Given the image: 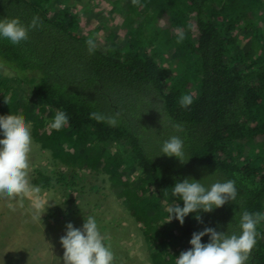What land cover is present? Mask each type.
Returning a JSON list of instances; mask_svg holds the SVG:
<instances>
[{
	"label": "trees",
	"instance_id": "trees-1",
	"mask_svg": "<svg viewBox=\"0 0 264 264\" xmlns=\"http://www.w3.org/2000/svg\"><path fill=\"white\" fill-rule=\"evenodd\" d=\"M109 1L77 12L70 0H0V19L25 28L33 16L43 22L19 47L0 39V102L9 96L5 118L31 122V148L39 145L52 160L49 176L47 166L34 169L35 185L72 200L88 188V199L99 189L85 175L104 171L112 195L129 204V217L152 242L151 262L173 264L177 254L164 250L176 229L185 230L183 239L206 227L239 234L242 211L264 214V0H130L116 23L117 12L104 19ZM80 23L88 25L85 32ZM101 33L89 54L85 41ZM185 93L193 103L181 108ZM58 110L69 119L55 130L50 122ZM90 112L113 116L117 124L97 122ZM147 115L162 125H141ZM137 119L144 128H132ZM172 135L183 140L186 163L160 152ZM115 143L129 147L114 157ZM122 168L140 174L132 181ZM185 178L206 188L232 179L237 198L215 209L218 214L200 211V221L190 217L187 229L179 227L175 218L168 222L167 209L175 199L183 204L171 187ZM257 231L247 264H264V219Z\"/></svg>",
	"mask_w": 264,
	"mask_h": 264
},
{
	"label": "clouds",
	"instance_id": "clouds-1",
	"mask_svg": "<svg viewBox=\"0 0 264 264\" xmlns=\"http://www.w3.org/2000/svg\"><path fill=\"white\" fill-rule=\"evenodd\" d=\"M133 2L135 3L136 0ZM42 25L43 22L35 16L32 17L27 28L22 27L15 19H0V39L6 40L11 47L16 48L26 44L28 34L33 31L39 32ZM85 45L88 53L92 54L96 47L94 40L88 38ZM178 103L181 108H186L193 103V98L191 94L185 93L178 98ZM89 117L97 122L105 121L109 126L117 124L115 117H105L98 112H90ZM68 119V115L64 111L58 110L50 122V127L59 130L68 123ZM29 125L31 128V122H26L23 118L12 116L5 118V113H0V197L6 200H31L34 191L35 195H41L37 192L38 190L47 191L35 185L34 180L28 181L27 178L28 159L32 160V156L29 155L32 143ZM173 128L177 132L182 131L180 124H173ZM37 146L35 145V148L42 150L40 154L47 153L40 146ZM160 152L167 157L176 158L181 163H186L183 140L178 135H172L163 141ZM33 163L35 164V162ZM30 169L35 178V175L38 174L32 166ZM62 171L63 175L67 174L64 167H62ZM99 171L96 170L94 173L100 174ZM103 173L105 172L103 171ZM98 176L94 175L95 181H98ZM107 176V181L112 184L109 174ZM56 189L55 192L54 189L51 191L52 194L54 192L52 200L57 199V202L50 203L45 198L46 203L58 207L59 204L63 203L70 208L80 206L83 201V198L81 200L67 198L65 192ZM31 191L32 193H30ZM171 191L172 195L178 197L183 204H179L175 199L173 205L167 209L169 213L168 222L175 218L176 222L173 223L186 229L189 226L190 217L200 221V211L206 213V216L218 214L220 211H214L215 209L221 208L228 201H235L238 195L235 181L232 179L214 182L206 188L200 181L185 178L182 181H177L171 187ZM27 192L29 193L23 195ZM102 196L100 195V197ZM36 207L39 208L40 205L37 204ZM94 212H98L95 205L92 206L91 211L87 212L90 215L82 219H70L69 223L66 221L65 234H61V230L59 232L60 238L55 236L57 233H54L52 239L46 240L48 250H44L41 256L42 264H55L56 259L60 256L64 264H113V252L104 241L102 234L105 231L101 230V221L94 217L96 216ZM190 213L194 214L191 215ZM262 219H264V214L242 211L238 221L239 234L217 232L213 228L206 227L203 231L193 232L192 235L191 231L186 230L187 234L183 239L182 235L185 230L176 229L178 233L175 231L174 234L168 232L172 239L164 252L169 255L177 254L173 264H247L249 255L256 244V239L260 235L257 231V225ZM132 222L136 227L132 231H138L142 235V224L135 218H132ZM76 223L80 224V228L74 227ZM205 235H207L208 242L202 243V237ZM56 239L60 244L56 245ZM143 242L145 245L140 249L147 251L148 262L153 264L149 252L152 248V242H145L144 236ZM183 248L185 251L179 253ZM5 264H8L7 260ZM141 264L145 263L141 261Z\"/></svg>",
	"mask_w": 264,
	"mask_h": 264
},
{
	"label": "rangeland",
	"instance_id": "rangeland-1",
	"mask_svg": "<svg viewBox=\"0 0 264 264\" xmlns=\"http://www.w3.org/2000/svg\"><path fill=\"white\" fill-rule=\"evenodd\" d=\"M70 2L76 4L73 10L81 12L83 8L90 9L96 2L98 3V0H70ZM129 2L130 0H120L117 6L113 4V0L107 2L105 5L107 8V10H105L107 14L104 16L105 21L111 20L110 14L114 11L118 13V17L115 19L116 23V20L123 15L121 10L125 9L129 5ZM60 6L61 10L66 7L64 4H61ZM135 23L137 22L135 21ZM86 25L80 23V26L84 28V32ZM117 28H119V26H117ZM89 30L90 28L87 29L86 33H89ZM104 33L108 34L106 32ZM104 33H101L97 37H90H92L93 40H98L99 38H104ZM0 72H3V68H0ZM10 83L12 82L9 80L7 83L8 86H12ZM0 90L2 89L0 88ZM8 99L9 96H6L5 100ZM5 100L0 102V109L2 112H5ZM30 120L32 121L33 117H30ZM43 121H45V119L42 118L39 123H42ZM161 121L162 120L159 119L157 115H147L143 116L141 125L160 127V125H162ZM137 122V124H132V128L140 126L139 119H137ZM140 127L144 128L142 126ZM29 129L31 135L30 125ZM37 147H39V145ZM122 147L128 148L129 146L117 143L113 145L114 157L121 155ZM37 149L38 148L30 147L29 155L32 156V160L28 159V181L34 180V175L30 169L31 166L33 169L41 166L45 168V166H47L48 169L45 168L46 172L48 171L47 176H49V172H52L53 169L55 170L52 166V160L47 153L42 155L40 154L42 150ZM127 155V153L124 154L123 158ZM33 162H35V164ZM123 170L131 177L132 181L140 174V172L138 174L135 172H126L128 170L127 168H123ZM99 173L100 174H96L92 172L85 175L88 179L86 182L87 184H90V181H92L93 185H96V189L100 187L96 194L85 199L86 195L90 193L88 188H86L81 194L78 192L73 193V199L81 200L83 198L82 203L78 207L75 206L68 208L62 203L59 204V208L57 205L50 204V209L47 212L46 209H44V203L47 201L45 198H47L50 203L57 202V199L52 200L51 190H38L37 192L41 195H35L34 191L31 200H6L0 197V264H5L6 260L8 264H42L41 256L44 250H48V243L46 240L49 241L54 236V233H52L53 230H50L48 225L52 224L56 226L58 231L62 230L61 234L64 235L65 226L69 223L68 221L70 219H82L83 217L90 215L87 214V212L91 211V208L94 205L98 211L94 212V214H96L94 217L101 221V230L105 231L102 236L107 237V246L113 252V264H141V261L145 264H149L150 262H148L149 258L147 251L140 249L145 245L143 242V236L138 233V231H132L136 227L132 222V218L129 217L131 213L127 211L129 204L121 201V206L118 197L112 195L113 190L111 189V184L107 181L108 174L103 173V171L102 173L99 171ZM93 174L99 175L98 181H95ZM53 177L54 182L56 183L57 179L55 176ZM29 185L31 186L30 183ZM132 188L135 187L132 186ZM28 193L29 192L24 193L23 195ZM30 193H32V191ZM100 195L103 196L100 197ZM88 200L91 201V204L87 203ZM37 204L40 205L39 208L36 207ZM66 221L67 223L65 224ZM74 227L80 228V224L76 223ZM175 233H178V231H175ZM59 234L60 233L58 232L55 236L59 237ZM55 242L56 245L60 244L58 243V239H56ZM55 264H64L61 256L56 259Z\"/></svg>",
	"mask_w": 264,
	"mask_h": 264
},
{
	"label": "bare ground",
	"instance_id": "bare-ground-1",
	"mask_svg": "<svg viewBox=\"0 0 264 264\" xmlns=\"http://www.w3.org/2000/svg\"><path fill=\"white\" fill-rule=\"evenodd\" d=\"M107 160V159H106ZM110 163V162H109Z\"/></svg>",
	"mask_w": 264,
	"mask_h": 264
}]
</instances>
